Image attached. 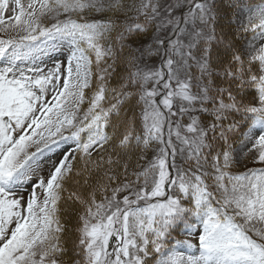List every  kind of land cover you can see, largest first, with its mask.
<instances>
[{
  "label": "snow or ice",
  "instance_id": "1",
  "mask_svg": "<svg viewBox=\"0 0 264 264\" xmlns=\"http://www.w3.org/2000/svg\"><path fill=\"white\" fill-rule=\"evenodd\" d=\"M0 264H264V0H0Z\"/></svg>",
  "mask_w": 264,
  "mask_h": 264
}]
</instances>
